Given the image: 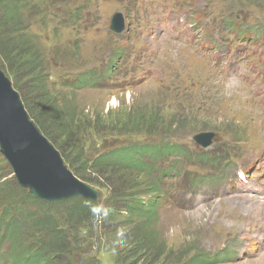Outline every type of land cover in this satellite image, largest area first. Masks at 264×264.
<instances>
[{"label":"rangeland","instance_id":"374dc122","mask_svg":"<svg viewBox=\"0 0 264 264\" xmlns=\"http://www.w3.org/2000/svg\"><path fill=\"white\" fill-rule=\"evenodd\" d=\"M84 1L90 2V0H25L24 10L28 11V16L20 21L21 26L8 28L0 23V69L11 81L16 80L30 109H33L34 105L39 106L40 103H44L43 97H51L57 103L64 104L63 106L77 117L75 129L73 128L68 135H64L66 132L63 131L53 132V129L45 128L64 151L78 175L89 183L79 179L96 189L99 193L98 198H102L109 206L112 205L113 200L110 201L111 197L109 199L108 182L121 186L129 182L132 189L127 193L133 194L137 190H145L147 180L151 178L143 171L137 170L119 171L102 168L83 171L82 165L86 162L90 163V158L109 148L122 145L128 140L130 142H125L124 146L134 142L141 146H151L161 143L160 140L174 138L178 142H188L190 152L211 150V153L205 155L204 162L197 161L186 174L173 173L167 177L163 187L173 196L179 197L181 208L171 209L166 204L159 205L155 226L157 235L168 247L174 246L173 249L180 246L184 248L188 244L190 246L197 242L198 247L210 257H216L221 248L228 246L233 256L220 259L215 264H264V116L261 111L264 102L258 101L255 104L260 113L257 120L252 109L241 97L242 84L239 79L240 77L245 81V83L242 81L244 88L250 85L251 88H256L257 93L264 94V62L252 57L250 45L246 43L245 46L249 50L247 56L242 58L241 54L235 51L231 54L227 66L223 64L224 70H227L226 75L216 73L206 81V85L193 87L190 92H180L175 89L168 91L157 85L155 72L174 64L182 75H190L189 82H192L199 79L204 74V70L209 69L210 66L212 71L213 55L217 57V65L220 64V60L225 57L228 50L227 42L239 46H242L243 42L233 37V33L224 26L218 28L211 25L209 35L205 37L198 28L188 27L187 11L183 10L187 0L176 2L149 0L146 9L155 22H152L148 29L138 33L129 45V51L141 55L144 53V48L148 50L155 48L162 54L147 61L137 60L133 55L125 58L136 64L138 70H143L137 75L139 80L137 85L128 91H119L114 96L109 94L110 84H106L103 88L79 90L69 86L57 88L52 85L53 74L83 69L95 63V67L86 69L91 70L92 75H95L99 70L100 62L116 48V40L110 38L106 32L97 31L103 27L108 14L110 17L112 13L120 10L115 0L106 2L95 0L99 6H90L85 10V23L90 29L84 42L76 40L74 34L69 31L54 30L53 24L45 20V13L50 9L79 5ZM191 1L196 7H205L209 10L212 17L221 11L229 15L237 13L239 18L249 21L246 26L251 29H260L264 25V6L255 10L250 6L249 1L211 0V9H208V0ZM119 2L122 7H127L129 4L128 0L125 3L124 0ZM127 12L131 18L134 17L133 10L127 7ZM209 20L211 21V18ZM31 21L35 24L30 25ZM36 24L46 27L45 39L42 41L35 40L31 35ZM23 35L32 37L37 46H41L44 50L39 52L40 56H37L46 64L44 71L49 72L45 88L38 87L37 76H29L28 69L21 68L17 72L18 65L14 62L9 64L8 59L3 57V54H7V50L11 48H18L21 54L29 51L28 46L25 47L20 42L16 43V38ZM204 39H209L216 49L210 50L209 43H206L205 47L201 46L204 45L202 42ZM188 56L194 58L196 65L185 59ZM39 81L41 83V76ZM50 87L57 90L49 89ZM135 114H139V123H147V118L154 116L158 120L154 122L155 130H158L155 132L157 136L145 137L140 134L123 136L118 133L125 128L124 124L127 123L128 126L136 124V119L133 118ZM50 125L54 126V124ZM144 128L139 127V129ZM166 130L170 133L159 136ZM208 132L211 133V143L214 144L208 149H202L193 138L196 134ZM109 143L111 145H108ZM217 154L220 157L224 156V164L210 163ZM198 157L203 158L200 155ZM64 163L69 167L65 160ZM167 164L168 162L164 161L162 167H166ZM252 164L251 174H246L244 180H240L241 168L251 167ZM178 166L180 163L176 166V170ZM69 169L73 172L70 167ZM189 178H195L193 185L188 183ZM0 182L4 184L0 191L14 196H0V206L4 207L0 219L4 217V211L10 209V222L15 221L13 225L16 224L21 229L20 239L23 247L32 252L38 246V235L31 229L28 214L41 208L25 195L26 190L16 189L17 182L12 168L1 153ZM242 189L245 190L240 191ZM154 194L157 193H152L148 189L138 196L144 200L153 198L155 200ZM120 198L118 196L115 200ZM113 209L117 210L115 207ZM50 210L54 218L57 216L56 221L65 232L72 236L88 234L84 229L87 228L86 226L75 225L70 220H66L68 212L65 209L57 207ZM124 211L117 210L120 216L127 215L128 212L125 214ZM9 216L4 217L1 230L7 225ZM99 225L100 223H94V229L96 230ZM92 240H95L94 246L90 247L88 254L97 259L95 262L116 264L114 255L96 242V233ZM8 242L0 246V251L9 250ZM77 251L80 253L88 250L83 248L81 251L62 253L57 257L56 262L51 264H73L68 262L73 261L72 258ZM2 256L0 262L6 260L4 254ZM224 260L227 261L219 262ZM20 262V260L8 259L7 264H21ZM77 262L83 264L80 260ZM86 264L91 262L88 261Z\"/></svg>","mask_w":264,"mask_h":264},{"label":"trees","instance_id":"16d2710c","mask_svg":"<svg viewBox=\"0 0 264 264\" xmlns=\"http://www.w3.org/2000/svg\"><path fill=\"white\" fill-rule=\"evenodd\" d=\"M24 3L25 0H0V23L6 25L8 28L21 26L22 22L20 21L28 16V11L24 10ZM32 37L23 35L22 37L16 38V43L20 42L25 47H29V51L25 52V54L22 53V55L18 48H11L7 50V54H3V57L8 59L7 62L9 64L14 62L18 65L17 72L21 70V68L25 70L28 69L29 76H37L38 87L45 88L48 79L47 74L49 72L46 73L44 71L46 64L38 57L40 56L39 52L44 50L41 46H37L35 42L37 39L33 37L34 40ZM40 76L42 79L41 83L39 81ZM12 83L18 91L29 117L37 125L41 133L55 148H57L74 174L78 178L84 180L78 175L64 151L56 144L55 139L47 130L53 129V132L63 131V133L66 132L64 135H68V133L73 131V128L75 129L77 117H74L72 112L69 111L66 106H63L64 104L61 105V102L57 103L51 97V99L49 97H43L42 101H44V103H40L39 106L34 105L33 109H30L16 80L13 79ZM68 86L71 88L76 87L74 83H70ZM49 89L57 90L54 87H50ZM133 118L136 119V124L130 126H128L127 123L124 124L125 128L118 133H121L123 136H129L130 134H140L145 137L157 136L155 132L158 130H155L154 122L158 120L154 116L147 118V123H139V114L133 115ZM50 124H54V126ZM139 127L145 128L139 129ZM76 129H78V127ZM161 133L162 134L159 136H164L170 132L166 130ZM100 136L102 137V133ZM125 142L130 141L128 140ZM160 142L161 143L151 146H141L138 145L139 143L137 142L124 146L125 144L123 143L117 147L109 148L99 155L94 156V158H90V163H84L82 165L83 171L91 169L101 170L102 168H113L119 171L137 170L139 172L143 171L149 177L148 167L140 160L141 155L145 153L179 151V147H177L178 143L174 138H166L165 140H160ZM108 145H111V143ZM66 149H68L67 146ZM84 181L87 182L88 180ZM126 183L127 184L124 186H121L115 185L110 181L108 182V187L110 194L109 199L111 197L112 199H110V201L113 200L111 207H115L120 211L125 210V214L128 212L127 215L120 216L119 212L114 210L107 220L102 221L100 225L96 227V230L94 229V222L91 215L84 206V201L90 199L73 196L63 200L48 202L40 200L26 191L25 195L28 196L32 202H36L41 208L40 210H33L28 214L29 222H31V229L38 235V246H36L32 252H30L28 248L23 247L22 240L20 239L21 229L16 224L13 225L15 221L10 222V209L6 210V212L4 211V217L7 218L9 216V218L7 220V225L4 227V233L0 237V246L5 239H8L9 250L4 253L0 251V260L3 258L2 255L4 254L6 261H8V259H15L20 260L21 264H51L56 262L57 257L62 253L68 254L73 250L81 251L85 248L86 251L88 250L87 252L81 251L79 253V251H77L72 258L73 261L71 260L72 262L69 261L68 263L79 264L77 260H80L83 264L88 263V261H90L91 264H97V259L88 254L90 247L94 246L95 240L92 239L93 237L95 238L96 233V242L98 245L102 246L103 249L105 248V250L110 251L114 255L116 264H215L218 262L217 257H210L207 252L199 248L197 242L192 243L190 246L188 244V246L184 248L180 246L176 249H173L174 246L168 247L164 244L155 230L158 218V205H156V201L153 200L154 198L151 200H144L138 196L140 193H144L149 189L152 193H157L153 195L157 197L158 190L156 182L153 179L147 180L145 187L146 191L137 190L133 194L127 193V191L130 192L132 186L129 182ZM3 186L4 184L0 182V189L3 188ZM16 189L21 190L18 183L16 184ZM1 195L14 197L11 193L7 195V193L0 191V196ZM118 196L121 198L115 200ZM57 207L63 208L68 212L66 217L67 221L70 220L75 225L79 224L86 226L87 228L84 229L88 231V234L72 236L65 232L63 228L58 225L56 221L57 216L54 218L52 210H50L56 209ZM119 207H121V209ZM3 208L4 207L0 206V214H2ZM4 217L0 219V226L4 221ZM118 227H123L125 229L126 242L121 246H113L112 239ZM225 261L227 260L219 262Z\"/></svg>","mask_w":264,"mask_h":264},{"label":"water","instance_id":"95a60500","mask_svg":"<svg viewBox=\"0 0 264 264\" xmlns=\"http://www.w3.org/2000/svg\"><path fill=\"white\" fill-rule=\"evenodd\" d=\"M111 28L120 31L113 24ZM211 133L194 139L207 146ZM0 153L8 161L21 188L44 201L80 196L95 201L98 191L80 180L64 163L60 152L29 117L12 81L0 69Z\"/></svg>","mask_w":264,"mask_h":264},{"label":"clouds","instance_id":"9594fccd","mask_svg":"<svg viewBox=\"0 0 264 264\" xmlns=\"http://www.w3.org/2000/svg\"><path fill=\"white\" fill-rule=\"evenodd\" d=\"M235 79V78H230ZM84 206L88 209L91 218L95 224L105 221L113 213L114 209L106 204L102 198H97L95 201L85 200ZM126 242V232L123 227H118L112 239L113 246H121Z\"/></svg>","mask_w":264,"mask_h":264},{"label":"bare ground","instance_id":"6f19581e","mask_svg":"<svg viewBox=\"0 0 264 264\" xmlns=\"http://www.w3.org/2000/svg\"><path fill=\"white\" fill-rule=\"evenodd\" d=\"M236 71V70H235ZM262 105V104H261ZM256 108L258 107V106H255ZM261 111H262V113H264V105H262L261 106ZM264 116V115H263ZM257 193H259V194H262L261 192H257Z\"/></svg>","mask_w":264,"mask_h":264}]
</instances>
